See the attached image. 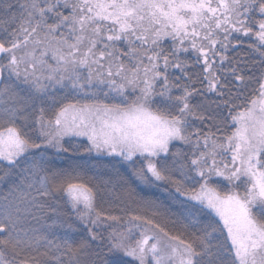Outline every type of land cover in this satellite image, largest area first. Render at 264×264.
<instances>
[{
	"label": "snow or ice",
	"instance_id": "snow-or-ice-1",
	"mask_svg": "<svg viewBox=\"0 0 264 264\" xmlns=\"http://www.w3.org/2000/svg\"><path fill=\"white\" fill-rule=\"evenodd\" d=\"M0 185V264H264V0H0Z\"/></svg>",
	"mask_w": 264,
	"mask_h": 264
},
{
	"label": "trees",
	"instance_id": "trees-1",
	"mask_svg": "<svg viewBox=\"0 0 264 264\" xmlns=\"http://www.w3.org/2000/svg\"><path fill=\"white\" fill-rule=\"evenodd\" d=\"M230 54L232 56L239 55V56L244 57V58H247L249 55V53L245 50H241L239 53H237L236 51H233ZM194 123H198V122H194ZM66 146L73 147L70 145H66ZM48 152L50 155L55 156V153L51 149H49ZM62 157H63V159L55 160V164L58 167H68L69 165H72L74 162H77L81 159V157L79 155L74 154L72 151H69L68 153H63ZM102 159H104L106 161L107 159H110V158H102ZM101 170L104 171L105 169H101ZM89 174H92L91 170H89ZM2 191H4V189H3V186L0 185V192H2ZM49 215H51V213H49ZM45 219H47V217H45ZM48 223H51V220H48ZM52 231H55L58 235H63V230L60 228H54V229H52ZM77 235H82V233H78Z\"/></svg>",
	"mask_w": 264,
	"mask_h": 264
},
{
	"label": "rangeland",
	"instance_id": "rangeland-1",
	"mask_svg": "<svg viewBox=\"0 0 264 264\" xmlns=\"http://www.w3.org/2000/svg\"><path fill=\"white\" fill-rule=\"evenodd\" d=\"M35 135V134H34ZM37 151H40V150H37Z\"/></svg>",
	"mask_w": 264,
	"mask_h": 264
}]
</instances>
